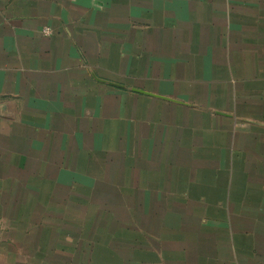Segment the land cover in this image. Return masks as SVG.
Listing matches in <instances>:
<instances>
[{
	"label": "crops",
	"instance_id": "obj_1",
	"mask_svg": "<svg viewBox=\"0 0 264 264\" xmlns=\"http://www.w3.org/2000/svg\"><path fill=\"white\" fill-rule=\"evenodd\" d=\"M120 138L223 202L66 204ZM0 264H264V0H0Z\"/></svg>",
	"mask_w": 264,
	"mask_h": 264
},
{
	"label": "rangeland",
	"instance_id": "obj_2",
	"mask_svg": "<svg viewBox=\"0 0 264 264\" xmlns=\"http://www.w3.org/2000/svg\"><path fill=\"white\" fill-rule=\"evenodd\" d=\"M121 78L122 77H118L117 79H121ZM131 80L134 81L135 79L131 78ZM123 86L125 89L128 90L127 92H135L133 91V88H137L136 86L133 87L132 85L131 86L123 85ZM114 92L119 93V91H116V90ZM153 94H156V93H153ZM115 98L120 99V96L116 97L115 95ZM166 98H169V97H166ZM169 99H172V100L174 99V101H179L176 98H169ZM131 101L133 100L131 99ZM191 107L195 108L196 106L194 107L191 106ZM123 142L124 140H122L121 138L115 141L114 148H116V150H115V155H114V158H115L114 163L111 165L105 164L104 166L99 164L98 173H93L94 175H96V178L98 177L99 178L95 180L82 181V186H81L82 189L77 190L76 191L77 193L74 192L75 194L73 195V196H76L75 198L76 202L66 201V204H81L83 206H87V205L97 206L99 209L97 213L98 218L96 220L115 221V220L126 219L122 217L124 214L119 212L121 210L120 208L121 206H127V207L132 208V207H139V206L148 207V206L155 205L159 211V214L157 215H160V214L162 215V211L167 208V205H171V206L177 205L178 213H180V210L185 209L187 204H194L198 202H207V201H211L210 203H213L212 201H218V200H220V203L223 202L224 200L223 197L212 195V191L215 188H217L218 182H214L212 184L213 187L211 186L208 187V183H204V186H205L204 191L205 190L209 191V194H210L209 196L207 195L201 196L202 193L200 192L195 193V195L185 194V195L173 196L175 194H173V192H170V191H173V190H179V191L183 190L184 191L187 189L181 190L179 187L175 189L174 187L175 182L171 183L169 181H155V182L149 181V185L160 184L159 185L160 188L157 189V193H156V196H154V198L144 196L141 193L140 183L145 184L146 182L142 181V178H144V176L137 173L136 171L137 166L134 165L133 163L134 158L137 156V150L135 147L131 148L130 150H123L122 148ZM131 147H132V144H131ZM125 153L126 154L129 153L128 157L130 158L132 162L131 165L127 164L129 162V159L125 155ZM184 156H185L184 154L178 153L176 158L182 159ZM107 160L110 161V158L108 157ZM179 171H183V170H179ZM201 185L202 183L194 182V191L195 192L197 190L200 191ZM238 201L242 203L243 200L239 199ZM60 203H63V202H60ZM152 214L153 213H150V215ZM81 215L83 219L89 216L86 212H83ZM129 215H133L136 217V219H138L137 214L132 213ZM206 215L208 216L206 220L215 219L212 216L213 214H210L211 216L209 214H206ZM227 220H231V219L228 218ZM231 227H232V224L229 226V228Z\"/></svg>",
	"mask_w": 264,
	"mask_h": 264
},
{
	"label": "water",
	"instance_id": "obj_3",
	"mask_svg": "<svg viewBox=\"0 0 264 264\" xmlns=\"http://www.w3.org/2000/svg\"><path fill=\"white\" fill-rule=\"evenodd\" d=\"M98 79V78H97ZM101 80V79H100ZM103 82H106V83H109L113 86H117V87H123V85L121 84H118V83H115V82H111V81H106V80H101ZM133 91L137 92V93H143V94H147V95H150V96H155V97H162V98H165L163 96H159V95H156V94H153V93H150V92H146L144 90H141V89H137V88H133ZM166 99H169V98H166Z\"/></svg>",
	"mask_w": 264,
	"mask_h": 264
}]
</instances>
